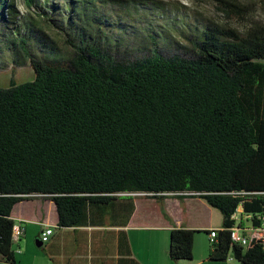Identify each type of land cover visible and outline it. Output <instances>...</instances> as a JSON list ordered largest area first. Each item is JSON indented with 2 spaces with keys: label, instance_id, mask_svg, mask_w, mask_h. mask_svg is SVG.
I'll return each mask as SVG.
<instances>
[{
  "label": "trees",
  "instance_id": "trees-1",
  "mask_svg": "<svg viewBox=\"0 0 264 264\" xmlns=\"http://www.w3.org/2000/svg\"><path fill=\"white\" fill-rule=\"evenodd\" d=\"M3 71L25 80L0 87V261L15 262L26 194L70 227L113 193L191 192L222 216L209 261L264 264L261 241L230 236L264 218V22L239 30L161 0H0ZM200 231L172 228L169 257L190 260Z\"/></svg>",
  "mask_w": 264,
  "mask_h": 264
},
{
  "label": "crops",
  "instance_id": "crops-1",
  "mask_svg": "<svg viewBox=\"0 0 264 264\" xmlns=\"http://www.w3.org/2000/svg\"><path fill=\"white\" fill-rule=\"evenodd\" d=\"M215 210L194 193L152 196L133 192L94 200L88 204L83 225L59 227L56 207L49 197L23 196L10 213L24 229L13 243L15 262L0 264H233L229 259L230 263L207 259L210 238L201 231L194 234L190 260L169 257L170 230L218 229L222 217ZM240 211L238 207L235 217ZM47 225L53 231L42 243L40 235Z\"/></svg>",
  "mask_w": 264,
  "mask_h": 264
},
{
  "label": "rangeland",
  "instance_id": "rangeland-1",
  "mask_svg": "<svg viewBox=\"0 0 264 264\" xmlns=\"http://www.w3.org/2000/svg\"><path fill=\"white\" fill-rule=\"evenodd\" d=\"M165 3H170L190 12H195L199 16L206 17L219 24H226L243 30L252 22H264V0H239L245 8L249 11V14L244 18L236 15L235 13L228 11L225 8V0H161ZM21 10V8H20ZM22 12V10H21ZM10 71L0 72V87H7L10 80L14 83H19L25 80L20 74H16L11 77ZM33 77V75H32ZM28 80V79H27ZM217 212L220 218L222 217L219 211ZM237 222H239V216H236ZM244 225H250L249 221H244ZM223 263H230L228 259ZM233 264H239L235 259L232 260Z\"/></svg>",
  "mask_w": 264,
  "mask_h": 264
},
{
  "label": "built area",
  "instance_id": "built-area-1",
  "mask_svg": "<svg viewBox=\"0 0 264 264\" xmlns=\"http://www.w3.org/2000/svg\"><path fill=\"white\" fill-rule=\"evenodd\" d=\"M129 193H133V192L113 193V194L119 195V194H129ZM188 193H191V192H188ZM25 196H41V195L39 193H30V194H26ZM232 227H236V243L242 244L243 246H250L252 243L256 241H261L262 244L264 245V218L259 227H252L251 225H248V227L241 228L238 224ZM23 231L24 229H23L22 224L18 222L13 223L12 231H11L12 243L17 242L20 239V237L23 234ZM52 231L53 229L51 228V226L47 225L45 227V229L41 232V235H40V240L42 243H45L49 240V236L52 233ZM216 231H217V228L209 229V237L211 240L213 239V237H215ZM227 259L233 260L234 258L232 256H228Z\"/></svg>",
  "mask_w": 264,
  "mask_h": 264
},
{
  "label": "bare ground",
  "instance_id": "bare-ground-1",
  "mask_svg": "<svg viewBox=\"0 0 264 264\" xmlns=\"http://www.w3.org/2000/svg\"><path fill=\"white\" fill-rule=\"evenodd\" d=\"M230 236L233 242H236V227H230Z\"/></svg>",
  "mask_w": 264,
  "mask_h": 264
},
{
  "label": "water",
  "instance_id": "water-1",
  "mask_svg": "<svg viewBox=\"0 0 264 264\" xmlns=\"http://www.w3.org/2000/svg\"><path fill=\"white\" fill-rule=\"evenodd\" d=\"M40 244V242H38V244L37 245H39Z\"/></svg>",
  "mask_w": 264,
  "mask_h": 264
}]
</instances>
